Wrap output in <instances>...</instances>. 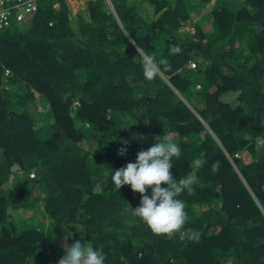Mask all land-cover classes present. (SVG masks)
Wrapping results in <instances>:
<instances>
[{"label":"trees","instance_id":"trees-1","mask_svg":"<svg viewBox=\"0 0 264 264\" xmlns=\"http://www.w3.org/2000/svg\"><path fill=\"white\" fill-rule=\"evenodd\" d=\"M106 2L47 0L0 34V264H58L77 241L105 264H264V0ZM138 47L169 61L152 81ZM154 142L181 148L198 239L153 234L111 182Z\"/></svg>","mask_w":264,"mask_h":264},{"label":"clouds","instance_id":"clouds-1","mask_svg":"<svg viewBox=\"0 0 264 264\" xmlns=\"http://www.w3.org/2000/svg\"><path fill=\"white\" fill-rule=\"evenodd\" d=\"M44 1L47 0H39L37 10L30 15L23 14L22 20H18L17 13H13L11 20L15 27L24 31L31 24L34 15L39 10V5ZM80 1L82 2V0H77L76 3ZM87 1L89 0H85V2ZM106 3L115 14L112 0H107ZM82 10H85V3ZM119 23L121 24L120 21ZM193 26V22H191L185 27V30L191 32L194 29ZM4 29H7V26ZM3 30L0 34L3 33ZM181 51L180 46L172 45L169 48V55H178ZM137 53L140 56L143 75L148 81H152L158 76L161 66L169 64L168 59L157 60L155 54H149L144 48L138 47ZM192 67L195 68V64H192ZM249 139L254 140L257 148H264V136L257 135L254 138L249 137ZM118 154L126 155V147L119 149ZM181 154V148L176 143L154 142L151 148L137 154L134 163H127L118 170L112 169L111 182L115 186L116 192L122 186H130L134 193L140 194V206L131 210L153 234L171 236L179 233L181 239H198V234L192 230H184L187 216L185 203L178 198L182 192L191 193L193 191L192 180L189 178L177 182L172 173L173 158L180 157ZM192 166L199 169L202 166V161L196 159L192 162ZM217 168L218 165H213V171H216ZM161 185H166V187H161ZM149 189H151L150 196L146 194ZM105 260L106 256L101 248L86 242L82 245L77 241L71 247H65V254L58 264H105Z\"/></svg>","mask_w":264,"mask_h":264},{"label":"built area","instance_id":"built-area-1","mask_svg":"<svg viewBox=\"0 0 264 264\" xmlns=\"http://www.w3.org/2000/svg\"><path fill=\"white\" fill-rule=\"evenodd\" d=\"M39 0H0V32L10 22L13 13H17L18 20L23 14L30 15L37 10Z\"/></svg>","mask_w":264,"mask_h":264},{"label":"rangeland","instance_id":"rangeland-1","mask_svg":"<svg viewBox=\"0 0 264 264\" xmlns=\"http://www.w3.org/2000/svg\"><path fill=\"white\" fill-rule=\"evenodd\" d=\"M68 3V6L71 10V17H75L82 9H84V3L85 0L80 1L79 3H76L77 0H66ZM181 32H183L181 30ZM185 32H189L188 30H185ZM32 178V177H31Z\"/></svg>","mask_w":264,"mask_h":264}]
</instances>
